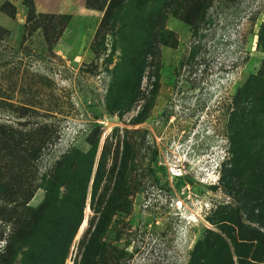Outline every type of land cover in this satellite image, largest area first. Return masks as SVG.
I'll return each mask as SVG.
<instances>
[{"label":"rangeland","instance_id":"obj_1","mask_svg":"<svg viewBox=\"0 0 264 264\" xmlns=\"http://www.w3.org/2000/svg\"><path fill=\"white\" fill-rule=\"evenodd\" d=\"M3 3L0 97L23 117L0 105V124L46 126L51 143L25 197L21 151L0 129V236L10 209L76 224L63 261L36 236L12 264H217L215 236L233 264L245 243L259 250L264 90H247L264 71V0H85L61 14ZM50 167L58 193L41 183Z\"/></svg>","mask_w":264,"mask_h":264},{"label":"trees","instance_id":"obj_2","mask_svg":"<svg viewBox=\"0 0 264 264\" xmlns=\"http://www.w3.org/2000/svg\"><path fill=\"white\" fill-rule=\"evenodd\" d=\"M4 6L5 3L0 6L2 11H4ZM8 14H12V12H9ZM0 32H6V30L0 27ZM258 87H261V89L264 90V71L250 78V84L248 85L247 91L248 93H250L249 97H251V99H255V94ZM0 105H9L12 107H16V109L13 110L15 116L17 118L23 117V114L18 112L17 107L19 105L16 106L13 104H9L8 101L2 97H0ZM34 126L35 127L27 129L23 133L19 127L17 128L11 125H5L3 123L0 124V129H2L1 131L3 132L1 133V136L11 135L8 138L10 140V143L13 144L15 149L21 151L22 155L11 154L10 158L12 161H14V163H16L13 165L17 170V178L16 176L14 177V183L15 185H17V187H22V194L25 197L30 196V191L32 192L33 182L38 178V163L40 161V156H42L44 153L42 151L48 148L49 143H51L50 131L46 128V126L43 127L42 125L38 124ZM38 133H40L41 135L39 137H36L35 141H32V135L34 134L35 136H37ZM23 135H26V142H30L27 149L20 147V145L22 146V141L25 140L22 139ZM243 155L245 156L244 153ZM251 157L252 154H247V157L242 159V164L246 163V161L249 160V158L251 159ZM47 168H45V170L43 171L41 183L42 185H44V187L46 186V189L49 188V190L47 189L48 192L50 191L51 193H58L57 188L54 187V182H56V179L55 177H53V173L51 174L52 169L51 167L49 169ZM15 212L16 214L13 215V213ZM6 214L9 216V218L6 217L3 220L9 222L7 224H10V231L5 237L0 236V240H2L1 238H3L4 242V247L0 249V264H12L14 257V253L12 252L13 248L17 245H21L20 248H22L24 244V238H34L36 236L44 239L45 241L43 245V255L47 253L46 255L52 256L53 254H55V249L58 248L59 251L57 253V256H59L60 262L63 261L74 235L76 224L74 225L66 222L65 225H57L56 222L52 220L46 221L43 224L41 222L43 220L41 218V208L39 210L31 211L30 214L24 211L17 212V210L12 211L10 209L7 210ZM214 239L216 243L221 247L220 254L224 259V261L222 262L221 259L218 258L215 262L217 264H233L231 252L226 243V239L222 236H215ZM258 240L259 250L254 252L250 250V247L252 245L250 243H245V245L247 246V251L239 255V264H249L248 260L253 261L256 264L264 263V234H261ZM244 241L250 242L251 239L244 238ZM29 245L33 246V241L31 243L29 242Z\"/></svg>","mask_w":264,"mask_h":264},{"label":"crops","instance_id":"obj_3","mask_svg":"<svg viewBox=\"0 0 264 264\" xmlns=\"http://www.w3.org/2000/svg\"><path fill=\"white\" fill-rule=\"evenodd\" d=\"M33 8L39 13H82L85 0H33Z\"/></svg>","mask_w":264,"mask_h":264}]
</instances>
